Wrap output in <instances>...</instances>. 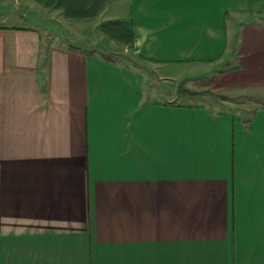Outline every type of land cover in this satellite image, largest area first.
<instances>
[{
    "label": "crops",
    "instance_id": "1",
    "mask_svg": "<svg viewBox=\"0 0 264 264\" xmlns=\"http://www.w3.org/2000/svg\"><path fill=\"white\" fill-rule=\"evenodd\" d=\"M107 24L152 73L229 60L259 105L164 98ZM0 264H264V0H0Z\"/></svg>",
    "mask_w": 264,
    "mask_h": 264
},
{
    "label": "rangeland",
    "instance_id": "2",
    "mask_svg": "<svg viewBox=\"0 0 264 264\" xmlns=\"http://www.w3.org/2000/svg\"><path fill=\"white\" fill-rule=\"evenodd\" d=\"M14 7L13 17L17 16L18 20L24 24L40 27L42 32L47 34L48 39L51 37H65L69 31L90 37L98 35L90 24H55L54 22L61 23L64 20L59 9L52 7L45 13L38 6L27 8V6H23L22 2L15 4ZM115 25L107 24L106 37L101 38V42L106 46V56L117 62L127 65H141L144 69H149L146 71H148L150 83L159 90V94L163 95L164 98L167 95L168 97L173 96L176 102L190 105H203L209 101L222 103L223 105L217 106V110H224L223 107L231 110V108L236 107L252 111L255 106L259 105L260 101L254 98L253 95L242 94L238 96L237 93L231 94L229 91L218 89L219 83L217 82H219V79H216L215 75L229 65V60L222 61L217 66L176 69L167 76L157 74V72L152 73V66L141 62L133 54L130 46L117 39L116 33L111 32V28ZM108 28L110 29L108 30Z\"/></svg>",
    "mask_w": 264,
    "mask_h": 264
}]
</instances>
